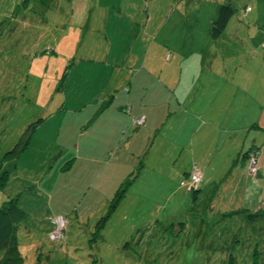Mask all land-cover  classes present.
<instances>
[{
	"label": "rangeland",
	"instance_id": "obj_1",
	"mask_svg": "<svg viewBox=\"0 0 264 264\" xmlns=\"http://www.w3.org/2000/svg\"><path fill=\"white\" fill-rule=\"evenodd\" d=\"M140 1L142 6L137 5ZM147 1L148 14L155 19L159 10L152 12V6L158 9L164 5L165 9L177 0H50L46 8L32 0H0V206L16 198L18 208L26 214L15 232L21 264H264V209L250 213L236 202L224 206L222 186L208 204L206 196L210 193V198L214 183L209 181L205 186V179L200 181L205 191L192 200L189 177L181 183L177 177L181 171L163 163L169 157L173 139L167 133L168 123L154 145L153 137L144 140L143 145L138 139L136 149L142 150L136 166L105 168L90 177L88 171L83 174L79 170L78 161L73 165L71 162L67 170L61 169L67 160L74 159L72 148L78 138L79 121L75 115L82 112V100L90 101V95L96 92L90 85L83 97L76 88L83 76L90 81L89 72L77 64L80 50L88 59L95 46L96 34L86 28L87 23L98 25L104 18L99 12L104 13L105 7L117 2L132 4L133 10L127 11L129 18L144 22L142 8ZM222 2L233 7L225 35L229 37L239 30L236 36H242L239 47L228 43L226 49L230 47L240 55L251 52L264 32V0H220L219 4ZM82 3L94 10L85 11L87 16L75 22L72 8ZM170 5L165 13L160 11L163 17ZM246 6L250 11L243 13ZM261 53L262 48H256L253 57H261L257 62L264 61ZM250 65H254L253 60ZM66 81L62 92L60 84ZM64 95L67 106L74 108L61 105ZM257 155L264 156V143ZM247 163L248 158L247 176L256 182L257 171L250 173ZM197 170L202 173L200 168ZM204 170L206 176L212 173L211 167ZM111 173L122 177L124 186L119 185L111 196L109 217H104L96 229L88 225L87 232L84 221L81 225L75 223L71 209L68 214L72 218L65 225L62 239L49 240L50 218L54 215H50L49 205L67 213L63 206L80 196L78 190L89 178L93 177L95 185ZM217 208L222 215L215 212ZM233 209L237 211L230 213ZM227 210L230 215L223 214Z\"/></svg>",
	"mask_w": 264,
	"mask_h": 264
},
{
	"label": "crops",
	"instance_id": "obj_2",
	"mask_svg": "<svg viewBox=\"0 0 264 264\" xmlns=\"http://www.w3.org/2000/svg\"><path fill=\"white\" fill-rule=\"evenodd\" d=\"M219 1L177 0L165 9H162L164 5L158 9L151 5L152 12L159 10L155 19L148 14L147 1L142 8L146 15L144 22L129 18L127 11L133 10L132 4L117 2L105 7L104 13L99 12L104 18L99 19L98 25L87 23L86 28L96 34L95 46L88 59L80 50L77 64L82 71L89 72L90 81H85L83 76V82L76 88L83 97L90 85L96 92L90 95V101L82 100V112L75 115L79 121L76 123L78 138L71 147L74 159L67 160L62 170L78 161L79 170L83 174L88 171L90 177L105 168L136 166L142 150L136 149L138 139L143 145L144 140L153 137L154 145V139L160 137L163 126L168 123L167 133L173 139L169 157L163 163L181 171L178 181H186L193 167L200 168L204 185H209V181L214 183L210 198V193L206 196L208 204L214 201L222 186L224 206L236 202L241 210L250 213L264 209V156L257 161L256 182L247 176L246 157L241 156L249 148L258 150L264 143V61L257 62L261 57H253L256 48L261 47L264 54V32L251 52L240 55L230 47L227 50L228 43L239 47L242 36H236L239 30H234L229 37L225 35L230 18L218 36H211L210 27ZM195 3L198 7H194ZM137 5L142 6V2ZM169 5L168 14L163 17L160 11L165 13ZM86 6L82 3L72 8L71 17L75 22L87 16L85 11L94 10ZM246 7L243 13L250 11ZM195 9L200 11L192 13ZM239 23L237 20L236 24ZM249 34L248 27V38ZM249 59L254 65H250ZM66 83L60 84V91L63 92ZM63 97L61 105L67 106ZM140 117L142 123L134 124L133 120ZM159 162L162 163L161 159ZM208 167L212 173L206 176L204 169ZM112 173L95 185L93 177L89 178V183L78 190L80 196L63 206L67 213L62 209L57 212L58 208L49 205L50 215L65 213L69 224L72 217L68 213L72 209L77 225L84 221L87 232L88 225L96 229L104 221L98 220L110 215L107 206L111 196L119 185L124 186L120 182L122 177ZM205 186L198 184L196 197L198 192L205 191ZM230 211L234 213L236 209ZM215 212L222 215L218 208ZM23 215L25 218L24 212ZM17 250L20 255L18 246Z\"/></svg>",
	"mask_w": 264,
	"mask_h": 264
},
{
	"label": "trees",
	"instance_id": "obj_3",
	"mask_svg": "<svg viewBox=\"0 0 264 264\" xmlns=\"http://www.w3.org/2000/svg\"><path fill=\"white\" fill-rule=\"evenodd\" d=\"M32 1L37 2L39 6L45 7V8L48 7L50 3V0H32ZM32 5L35 6L34 3ZM232 13H233V7L231 6V3L229 2H223L217 6L216 17L212 21L211 27H210V34L212 37H216L221 33L228 19L231 17ZM63 76H64V72L61 75L60 81L62 80ZM24 144L25 143L21 145L22 148ZM17 149H18L17 146H15V150ZM252 151L257 152L256 148L253 147V148H249L241 156L242 157L245 156L247 158L249 152H252ZM257 161H258V157H257ZM256 171H257V168H256ZM197 187L194 189L193 188L189 189L192 192V200L196 198V192L198 191ZM112 206L113 205L110 204L109 207L112 208ZM54 215H57V214H54ZM263 215H264V211H263ZM23 216H24L23 211L18 208L16 199L10 198L8 201H4L1 203V206H0V264H21L22 263L21 261L22 257L19 255L18 250H17L15 232H16V226L19 225L20 223L19 221L23 219ZM104 217L106 216L104 215L103 217L99 219L100 222L104 220Z\"/></svg>",
	"mask_w": 264,
	"mask_h": 264
},
{
	"label": "built area",
	"instance_id": "obj_4",
	"mask_svg": "<svg viewBox=\"0 0 264 264\" xmlns=\"http://www.w3.org/2000/svg\"><path fill=\"white\" fill-rule=\"evenodd\" d=\"M246 10H249V7H246ZM142 121L143 118L140 117L136 120H133V123L141 124ZM247 158H248L247 170L250 173H255L256 165H257V152L256 151L249 152ZM188 177H189L188 189L196 188L201 180L200 172L195 167H193ZM50 223L52 228L47 234L48 238L52 241L61 240L65 231V225L67 223V219L62 215L57 214L50 218Z\"/></svg>",
	"mask_w": 264,
	"mask_h": 264
},
{
	"label": "water",
	"instance_id": "obj_5",
	"mask_svg": "<svg viewBox=\"0 0 264 264\" xmlns=\"http://www.w3.org/2000/svg\"><path fill=\"white\" fill-rule=\"evenodd\" d=\"M194 189V188H193Z\"/></svg>",
	"mask_w": 264,
	"mask_h": 264
}]
</instances>
